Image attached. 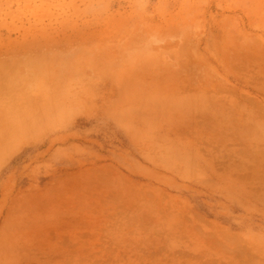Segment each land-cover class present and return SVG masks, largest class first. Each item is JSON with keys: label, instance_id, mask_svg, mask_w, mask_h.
Here are the masks:
<instances>
[{"label": "crops", "instance_id": "1", "mask_svg": "<svg viewBox=\"0 0 264 264\" xmlns=\"http://www.w3.org/2000/svg\"><path fill=\"white\" fill-rule=\"evenodd\" d=\"M162 54L163 70L84 100L78 116L97 120L98 159L83 142L65 168L14 166L59 123L23 109L10 120L0 97V264H33L28 248L40 264L149 262L167 225L200 222L189 191H234L230 178L249 175L245 146L264 142V43H163Z\"/></svg>", "mask_w": 264, "mask_h": 264}, {"label": "rangeland", "instance_id": "2", "mask_svg": "<svg viewBox=\"0 0 264 264\" xmlns=\"http://www.w3.org/2000/svg\"><path fill=\"white\" fill-rule=\"evenodd\" d=\"M163 43H264V0H0L4 115L14 120L23 109L27 120L59 123L56 137L14 166L65 168L83 142L98 159L97 120L78 110L97 104L100 86L126 88L125 77L163 70ZM73 117L72 129L62 126ZM244 152L249 175L230 178L234 191H189L200 222L167 225L171 238L149 262L124 256L122 264H264V142Z\"/></svg>", "mask_w": 264, "mask_h": 264}]
</instances>
